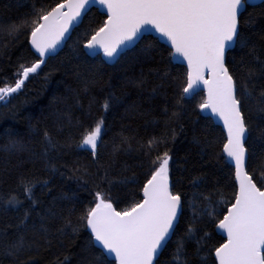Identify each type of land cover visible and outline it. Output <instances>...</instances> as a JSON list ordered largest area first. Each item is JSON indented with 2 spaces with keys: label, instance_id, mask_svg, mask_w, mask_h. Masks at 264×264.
Segmentation results:
<instances>
[{
  "label": "trees",
  "instance_id": "obj_1",
  "mask_svg": "<svg viewBox=\"0 0 264 264\" xmlns=\"http://www.w3.org/2000/svg\"><path fill=\"white\" fill-rule=\"evenodd\" d=\"M56 3L0 0V87L14 84L19 65L29 66L37 60L27 43L31 27L22 26L12 33L11 26L25 21L32 24L43 14L41 10ZM104 19L95 8L89 9L63 48L48 57L19 92L0 101V200L8 195L23 198L21 183L31 181L36 185L37 205L32 208L29 225L47 230V239H41L36 231L27 233L29 240L36 239L40 245L38 254L34 251L25 260L27 264H83L87 247L93 260L114 264L105 255L101 257L98 248L87 246L92 237L80 217L94 205L98 192L118 211L140 202L144 183L158 167L153 161L170 149V190L181 194L183 212L172 242L155 264H172L181 241L188 264H215L212 253L223 239L214 226L236 193L233 168L221 152L224 134L200 113L202 92L184 98L186 69L172 63L170 49L156 38L143 36L111 65L99 55L87 56L82 45ZM249 20L255 22V58L249 50L235 46L226 54V66L238 92L248 80L244 66L254 59L264 60V1L246 7L245 34L250 31L246 26ZM254 79H258L257 88L264 87V77L258 74ZM242 104L255 141L247 145L252 154L246 172L264 189V142L256 141L257 129H264V121L258 117L255 100L244 95ZM101 119L93 155L90 148L78 145ZM150 141L156 143L150 146ZM194 180L198 186L193 185ZM28 206L26 203L25 208ZM19 215L0 213V233L12 235ZM189 227L194 231L186 235ZM0 264L12 261L0 256Z\"/></svg>",
  "mask_w": 264,
  "mask_h": 264
},
{
  "label": "snow or ice",
  "instance_id": "obj_2",
  "mask_svg": "<svg viewBox=\"0 0 264 264\" xmlns=\"http://www.w3.org/2000/svg\"><path fill=\"white\" fill-rule=\"evenodd\" d=\"M95 3L106 8L108 19L88 39L84 45L86 49H102L104 56L112 59L121 46H127L142 30H147L145 26H151L160 36L167 38L174 55L187 62V81L182 89L185 96L194 94L200 84L207 88L208 97L200 104V110H209L223 120L227 129L224 152L234 162L239 180L235 203L217 225L227 234V242L215 249V257L218 264H264V190L258 188L245 171L246 160L252 154L247 145L255 141L242 104L244 95L255 100L258 117L264 121V87L257 88L258 79H254L258 74L264 77V60L254 59L251 65L244 66L248 80L239 92L226 66V53L234 46L242 51L249 50L248 54L254 58L256 55L252 41L255 22H247L248 34L242 31L248 0H57L54 7L41 10L43 14L38 15L32 24L25 21L23 25H12L11 32L19 31L22 26L31 27L32 47L39 57H45L56 50L74 22L79 21ZM43 63V59H38L31 66L19 65L14 85L0 87V101L19 92ZM205 70L210 73V79L205 78ZM108 107L105 101L103 108L107 110ZM102 125L101 119L84 133L78 146L90 148L95 155ZM257 133L256 141L264 142V129L258 128ZM45 138L49 139L47 133ZM153 143L156 141H150L149 145ZM49 144H52L50 139ZM169 151L153 161L158 162V167L143 188L142 202L118 211L98 192V203L86 209L80 217L93 238L87 246L98 245L102 249L101 257L107 252L114 256L117 264H154L172 242L183 205L181 194L170 190ZM193 185L198 186V182L194 180ZM35 187L31 181L24 180L21 183L23 198L8 195L0 200V213H20L13 234L0 233V256L10 259L12 264H27L26 255L30 256L34 251L38 254L40 242L29 240V231L39 232L41 239H47L46 229L30 228L29 225L32 208L37 205ZM197 214L194 209L193 215ZM205 214L212 215L210 212ZM66 223L71 227V221ZM72 230L75 232L76 228ZM193 231L189 227L186 235ZM171 259L172 264H188L182 241L177 243ZM83 264H104V261L93 260L86 247Z\"/></svg>",
  "mask_w": 264,
  "mask_h": 264
},
{
  "label": "water",
  "instance_id": "obj_3",
  "mask_svg": "<svg viewBox=\"0 0 264 264\" xmlns=\"http://www.w3.org/2000/svg\"><path fill=\"white\" fill-rule=\"evenodd\" d=\"M262 1H264V0H248V6H253V5L259 4V3H261ZM61 2H63V1H61ZM54 6H55V5H54ZM54 6H53V7H54ZM91 8H95L99 13H101L102 15L105 16V19H104L103 25L101 26V27H103L104 24H105V22H106L107 19H108V14H107V10H106V8H105L103 5L99 4V3H95V4L90 5L89 8H88V10L91 9ZM88 10H87V11H88ZM86 13H87V12H86ZM86 13H85V14H86ZM85 14L82 15V17H81V19H80L79 21L74 22L73 26L70 27L69 32L66 34L65 39H64V40H63V41L57 46L56 50H55L54 52H49L45 57H42V58L39 57V53H37V52L35 51V49L32 47V44H31V32L29 33L28 41H27L28 46H29V49H30L31 52L37 57V60H38V59H43V60H44V63L41 65V67L45 64V62H46V60H47L48 57H51V56L56 55V54H57V53L63 48V46L65 45V43H66L68 37L70 36L72 30L80 24V22H81V20H82V18H83V16H84ZM101 27H100V28H101ZM145 28H146L147 30H142L141 33L138 35V37H137L134 41L127 43V46H121V50H120V51L118 52V54H117L114 58H112V59H109V58L105 57L102 49H96V50H92V51H89L88 49H86V48L84 47V45L87 43L88 40L82 45V49H83V51L86 53L87 56H89V57H94V56H96V55H99L100 58H101L106 64L111 65V64H113V63L117 60V58L119 57L120 54H122L123 52H125V51L131 49V48H132V47H133V46H134V45H135V44H136V43H137V42H138L143 36H152V37L156 38L160 43L164 44L167 48L170 49V51H171V56H170V58H171L172 63L180 64V65H182V66L185 67V69H186V81H187V73H188L187 62L183 59V57H179V56L174 55V49L171 48V44H170V42L167 40V38L160 36V34L157 33L154 29H152L151 26H145ZM98 30H99V29H98ZM96 31H97V30H96ZM96 31H95V32H96ZM94 34H95V33H94ZM94 34H92V35H94ZM90 37H91V36H90ZM90 37H89V39H90ZM229 50H231V49H229ZM229 50H228V51H229ZM228 51H227V52H228ZM226 54H227V53H226ZM37 60H36V61H37ZM36 61H35V62H36ZM33 63H34V62H33ZM29 66H31V65H29ZM204 75H205V78H206V79H210V78H211V75H210V73H209L207 70H205ZM185 86H186V85H185ZM197 92H202V94H203V102H204L205 100H207L208 92H207V88H206L203 84H200V85H199V87H198V89H197V91H196L195 93H197ZM195 93H194V94H195ZM194 94H192V95H190V96H185V94L183 93V96H184L185 99H190ZM200 113H201L203 116L209 117L215 125H217V126H219V127L221 128V130H222V132H223V134H224V142H223L222 147H221V152H222V155H223V157H224L226 163H227L228 165H230V166L233 168V177H234V182H235V185H236V193H235V195H236V194L238 193V191H239V180H238L237 177H236V171H235L234 162L231 161L230 158L227 157V154L224 152V146H225V144L227 143V129H226L225 126H224L223 120L220 119L219 116L212 114L209 110H206V111H204V112H201V110H200ZM246 162H247V160H246ZM245 171H246V165H245ZM153 173H154V172H153ZM151 176H152V175H151ZM151 176H150L149 179H151ZM149 179H148V180H149ZM148 180H147V181H148ZM147 181L144 183V185H143V187H142V190H141V200H140V202L143 201V188H144V186L146 185ZM169 186H170V178H169ZM261 190H264V189H261ZM106 201H108V200H106ZM96 203H98L97 200L95 201V203H94V205H93L92 207H95V204H96ZM234 203H235V197H234L233 202H232V203L226 208L225 213L223 214V216L221 217V219H219V220L216 222L215 226H214V231H215V233H216L217 235H219V236L223 239V241H222V242H221L216 248L220 247L223 243H226V242H227V234H226L225 232H223V230L218 229L217 225L219 224L220 220H222L223 217H224L225 215H227L229 208H230V207L232 206V204H234ZM86 229H87V232L91 235L90 229H88L87 227H86ZM91 237H92V236H91ZM92 239H93V238H92ZM95 247L102 251V249H101L98 245H96ZM216 248H215V249H216ZM215 249H214L212 255H213V258H214V260H215V264H218V261L216 260V257H215ZM104 255H105V257H106L108 260H111V261L114 262V264H117V262H116L115 259H114V256L109 255L107 252H104ZM154 264H155V261H154Z\"/></svg>",
  "mask_w": 264,
  "mask_h": 264
},
{
  "label": "rangeland",
  "instance_id": "obj_4",
  "mask_svg": "<svg viewBox=\"0 0 264 264\" xmlns=\"http://www.w3.org/2000/svg\"><path fill=\"white\" fill-rule=\"evenodd\" d=\"M14 85V84H13Z\"/></svg>",
  "mask_w": 264,
  "mask_h": 264
}]
</instances>
